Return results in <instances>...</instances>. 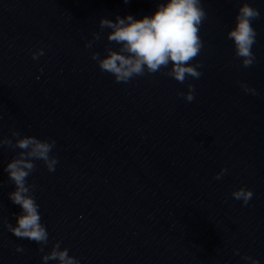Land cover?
<instances>
[{
  "label": "water",
  "instance_id": "95a60500",
  "mask_svg": "<svg viewBox=\"0 0 264 264\" xmlns=\"http://www.w3.org/2000/svg\"><path fill=\"white\" fill-rule=\"evenodd\" d=\"M156 2L0 0V264H42L56 243L79 264H264V0H246L260 13L247 67L226 37L241 0H201L191 102L165 68L115 82L90 58L118 47L101 17ZM22 136L55 141V170L36 160L26 178L48 232L39 245L6 227L19 208L3 167ZM240 186L247 205L230 196Z\"/></svg>",
  "mask_w": 264,
  "mask_h": 264
},
{
  "label": "clouds",
  "instance_id": "9594fccd",
  "mask_svg": "<svg viewBox=\"0 0 264 264\" xmlns=\"http://www.w3.org/2000/svg\"><path fill=\"white\" fill-rule=\"evenodd\" d=\"M127 2L128 0H124V3ZM259 15L255 7L246 0H241L232 26L226 32V37L232 42L234 55L240 58L243 67L251 65L255 59L251 49L256 32L251 22ZM204 17L201 0H157L150 14H143L138 18L131 14L122 17L115 15L114 19L101 17L98 21L100 27L109 29L107 39L118 47L116 50H107L102 56L92 53L90 58L115 82L127 83L135 76L152 74L165 68L169 77L185 83L187 77L198 78L201 75L199 62L192 61L202 48L198 32ZM41 54L42 49L39 47L30 52L32 59ZM185 87L187 90L178 92L177 95L191 102L194 99L193 85L185 83ZM240 87L245 92H254V89L243 83ZM15 143L20 151L5 163L3 171L14 186L8 193V198L18 206L19 212L15 215V224L6 227L17 238H26L38 245L44 244L48 240V232L26 178L32 173L36 160L42 161L49 172L55 170L58 161L55 155H51L55 141L22 136ZM226 171L221 167L213 174V178L221 179ZM230 196L239 200L241 205H247L252 191L240 186L232 190ZM15 250L23 251L19 245L15 246ZM233 251L236 252L235 249ZM40 259L42 264H47L50 260L56 264H79V260L69 255L66 248H60L58 243ZM241 259L250 264H259L257 259L247 255H243Z\"/></svg>",
  "mask_w": 264,
  "mask_h": 264
}]
</instances>
